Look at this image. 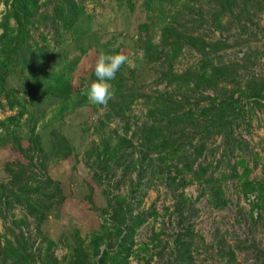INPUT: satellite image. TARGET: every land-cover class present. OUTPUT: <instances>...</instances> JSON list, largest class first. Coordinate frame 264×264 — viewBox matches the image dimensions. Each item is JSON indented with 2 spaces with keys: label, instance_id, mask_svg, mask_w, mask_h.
<instances>
[{
  "label": "trees",
  "instance_id": "1",
  "mask_svg": "<svg viewBox=\"0 0 264 264\" xmlns=\"http://www.w3.org/2000/svg\"><path fill=\"white\" fill-rule=\"evenodd\" d=\"M123 1L130 10L137 2ZM166 1L138 2L149 21L138 24L144 32L142 37L141 34L138 37L141 54L135 60V63L157 60L164 65L157 76L163 82L162 88L155 87L152 92L145 93L128 82L134 69L126 67L128 73L124 74L122 69L125 65L122 66L117 78L111 82L115 95L104 107L103 116L124 117L123 132H116L111 143L102 137L87 152V164L93 168L94 176H109L117 169L122 173L134 172L135 176L130 177L128 193L108 195L105 192L107 208L99 209L102 221L89 233L86 242L76 237L69 245L64 260H60L52 249L54 241L46 234H41L40 239L44 245L36 251L31 249L29 236L21 225L26 224V216H29L34 229L40 233L42 221L61 203L59 182L46 172L45 161L48 155L66 157L71 147L62 133L51 128L47 152L29 105L46 99L52 106L44 122H53L89 102L82 89L90 82L84 84L82 79L78 85L73 82L71 59L68 60L65 55L52 57L44 52L43 45L49 42L41 36L44 44H38L32 39L31 29L34 24L48 20L56 44L51 49H55L66 37L78 41L88 34L89 26L79 24L85 14L83 0H2L0 108L13 110L0 117V146L9 144L24 160L13 157L2 164L4 177L0 178V216H5L14 206H20L23 213L11 219L10 226H5L10 236L0 232V264H128L130 256L146 253L149 249L146 241L136 243L134 240L136 229L148 212L135 210L133 198L139 195L136 203H140L141 194L154 175L167 180L175 189L196 183L199 189L196 198L204 193L213 207H221L228 202L223 183L232 175L236 177L244 196L255 194V200L249 202L250 217L253 209H264V179L249 178L251 166L243 155L228 164V171L223 168L217 170L220 160L213 162L204 157L210 150L209 142L218 135L226 154L235 147H241L242 139L234 133L235 126L245 118L249 109L261 106L264 111V74L249 73L240 84L236 77L238 63L223 62L216 57L215 52L224 47L225 42L206 39L181 29L176 12L172 14L170 8L165 7ZM204 1L211 8V19L215 24H221L224 17H232L239 22L242 15L248 16L251 11H264V0ZM43 4H50V11L41 12L39 7ZM194 5L190 3V8L196 11L199 20H203L199 8L194 10ZM150 24L157 25L159 29L157 42L148 32ZM240 26L245 27L243 21ZM184 45L194 48L199 57L194 64L175 70L173 62ZM103 48L107 54L117 52V48L110 47L106 42ZM257 51L253 49L243 54L242 58L249 61V56ZM35 61L39 63L36 71L33 67ZM90 73L95 77L94 66ZM10 74H16L27 83L24 98L15 92L13 86L6 85ZM137 97H142L145 106L143 118L138 122L129 121L127 118L131 114L128 112ZM22 125L25 126L23 132ZM23 140L25 143H22ZM144 176L148 177L141 180ZM174 207L177 222L182 226L173 233L170 254L175 264H182L192 257L189 252L192 227L190 223L183 224V221L194 213L195 206L178 191L175 192ZM150 214L155 215L154 212ZM14 226L17 231H14ZM159 241L158 231H153L150 244L156 246ZM254 247L258 264H264V249ZM227 253L230 259L234 257L232 249Z\"/></svg>",
  "mask_w": 264,
  "mask_h": 264
},
{
  "label": "rangeland",
  "instance_id": "2",
  "mask_svg": "<svg viewBox=\"0 0 264 264\" xmlns=\"http://www.w3.org/2000/svg\"><path fill=\"white\" fill-rule=\"evenodd\" d=\"M139 1L137 0L134 8L130 10L123 0H83L85 14L82 15L79 24L89 26L88 34L78 41L66 37L59 47L51 49L56 45L53 41L55 35L48 20H45L32 26V39L43 45L41 36H44L49 42L48 45H43L44 52L52 57L65 55L68 60L71 59V78L77 85L81 79L84 84L95 79L90 69L95 66L101 53L107 54L103 48L106 42L110 47L117 48V52L124 51L132 61L131 66L125 65L122 69L124 74L128 73L126 67L134 69L128 82H132L145 93L152 92L155 87L163 86V82H160L157 76L164 65L157 60L150 62L140 60L135 63L141 54L138 37L140 34L142 37L144 32L138 24L149 21L138 5ZM190 3L195 4L194 10L199 8L203 20L198 19L196 11L190 8ZM164 5L170 8L172 14L176 12V20L181 29L192 31L193 34H199L206 39H219L225 42V46L215 52L216 57L223 62L238 63L236 77L240 84L249 73L264 74V11H251L248 16L242 15L239 22L232 17H224L221 24H215L211 19V8L204 0H167ZM2 9L3 3L0 0V14ZM39 10L47 13L50 11V4L41 5ZM242 21L245 27L240 26ZM147 29L157 42L159 38L157 25L150 24ZM253 49L258 51L249 56V61L242 58L243 54ZM198 57L199 54L194 48L184 45L174 60L173 67L175 70H182L189 64H194ZM33 67L35 71L38 70L39 63L35 61ZM6 85L13 86L15 92L22 98L26 96L27 83L16 74L7 76ZM49 103L46 99H39L30 104L29 109L37 120L36 128L40 132L46 151L49 147L51 128H56L62 133L70 144L71 152L66 157L55 158L48 155L45 161L46 172L59 182L62 201L42 221L40 233L34 229L29 216H26V224L21 225V228L29 236L31 249L35 251L40 249L44 245L40 240L41 234H46L54 241L52 249L55 256L64 260L74 239L82 238L83 242H86L89 233L102 221L99 209L107 208L105 192L107 191L108 195L128 193L130 177H134L135 174L122 173L117 169L109 176L101 174L94 176L93 168L87 164L88 149L102 137L110 143L113 142L115 133L123 132L124 117L122 119L121 116L112 115L105 118L103 106L88 102L64 114L58 120L45 123L52 106ZM12 110L0 108V117ZM144 110L142 97H137L131 104L128 112L131 115L127 119L140 121ZM21 130L25 131V126L22 125ZM234 133L242 139L241 147H235L232 152L226 154L218 135L209 142L210 150L204 157L213 162L220 160L217 170L223 168L228 171V164L239 155H243L246 163L251 166L249 178L264 179L263 108L255 106L249 109L245 118L238 121ZM22 143H25V140ZM13 157L24 160V157L9 147V144L0 146V178L4 177L3 162ZM237 170L240 171V166ZM223 185L228 202L224 206L213 207L207 202L204 193L196 198L199 191L196 183H188L182 189H175L170 182L154 175L141 194L140 203H136L139 195L133 198L135 210L148 212L146 219L136 229L134 240L136 243L146 241L149 249L146 253L140 252L130 256L128 264H175L171 260L170 245L173 233L182 226L177 222V211L174 207L175 192L178 191L193 201L195 206L194 213L183 221V224L190 223L192 227L189 251L192 257L182 264H258L259 258H256L254 245L264 249V209H253L250 217L249 202L255 200V194L244 196L236 177L232 175L226 178ZM152 212L155 215L150 214ZM22 213L20 206H14L5 213V216H0V232L10 236L11 233L5 226H10L11 219L20 217ZM13 229L17 231V227L14 226ZM153 231H158L160 238L156 246L150 244ZM229 249L234 253L231 259L227 253Z\"/></svg>",
  "mask_w": 264,
  "mask_h": 264
},
{
  "label": "clouds",
  "instance_id": "3",
  "mask_svg": "<svg viewBox=\"0 0 264 264\" xmlns=\"http://www.w3.org/2000/svg\"><path fill=\"white\" fill-rule=\"evenodd\" d=\"M131 64L132 61L124 51L114 54L101 53L94 66L95 79L82 89V93L87 96L90 103L107 107L115 95L111 82L117 78L122 66Z\"/></svg>",
  "mask_w": 264,
  "mask_h": 264
}]
</instances>
